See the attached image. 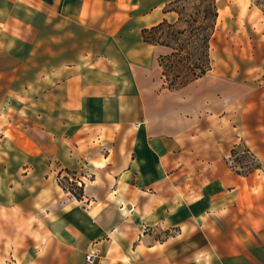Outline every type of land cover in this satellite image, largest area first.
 Masks as SVG:
<instances>
[{
    "label": "crops",
    "instance_id": "1",
    "mask_svg": "<svg viewBox=\"0 0 264 264\" xmlns=\"http://www.w3.org/2000/svg\"><path fill=\"white\" fill-rule=\"evenodd\" d=\"M173 1L0 0V264H264V130L225 123L264 60L165 87L143 30Z\"/></svg>",
    "mask_w": 264,
    "mask_h": 264
},
{
    "label": "rangeland",
    "instance_id": "2",
    "mask_svg": "<svg viewBox=\"0 0 264 264\" xmlns=\"http://www.w3.org/2000/svg\"><path fill=\"white\" fill-rule=\"evenodd\" d=\"M200 0H182L176 4L179 22L164 23L152 31L151 39L167 50L158 57L164 86L182 88L210 66L211 50L226 49L233 53L264 60V0H216L218 17L213 27L199 9ZM209 36L204 38V35ZM212 51V57H218ZM233 64L220 63L223 71ZM194 81V80H193ZM238 106V107H237ZM227 111L225 123L238 126L239 114L251 110L250 123L264 130V87ZM235 112V113H234ZM231 166L237 172H251L260 167L256 154L241 141L228 152ZM79 191L77 187L73 193Z\"/></svg>",
    "mask_w": 264,
    "mask_h": 264
},
{
    "label": "trees",
    "instance_id": "3",
    "mask_svg": "<svg viewBox=\"0 0 264 264\" xmlns=\"http://www.w3.org/2000/svg\"><path fill=\"white\" fill-rule=\"evenodd\" d=\"M180 1H182V0H175V1H173L171 3V5H170L169 8L171 10L177 11L180 15H182L181 12L179 11L178 7L177 8L175 7L176 4L179 3ZM200 1H201V4H200L201 5V8L199 9V12L202 13V15L204 16L205 19H207L208 21H210V23L208 24V27L211 28V27H213L215 25L216 19L218 17V8H217L216 0H200ZM179 21H180V19H178L177 22H179ZM177 22H175V23H169L167 21H164V22H162V23H160V24H158L156 26H153L151 28L144 29L143 30V38H144V40L146 42H149V43L160 44L158 41H153L151 39L150 36L152 34V31H155V30L159 29L164 23L176 24ZM207 36H209V33H206V35H204V38H206ZM210 68H211V59H210V66H209V68L206 71H202L193 80H196V79L200 78L201 76H203ZM193 80H191L187 84L191 83ZM186 85H184V86H186ZM173 89H178V88H173ZM69 173H72V172H69ZM239 173H241V174H248L250 172H246V173L245 172L244 173L239 172ZM73 186H75V185L72 184L71 187H73ZM83 190H84V185L82 187H79V191H77L75 193L76 196H81L82 193H83Z\"/></svg>",
    "mask_w": 264,
    "mask_h": 264
},
{
    "label": "built area",
    "instance_id": "4",
    "mask_svg": "<svg viewBox=\"0 0 264 264\" xmlns=\"http://www.w3.org/2000/svg\"><path fill=\"white\" fill-rule=\"evenodd\" d=\"M60 182L61 184L69 190H75L77 187H82L84 185V183H82L81 181H77L73 178V176L67 175L66 177H61L60 178ZM75 185L73 187H71V185ZM89 260H94V256L93 255H88L87 257Z\"/></svg>",
    "mask_w": 264,
    "mask_h": 264
}]
</instances>
